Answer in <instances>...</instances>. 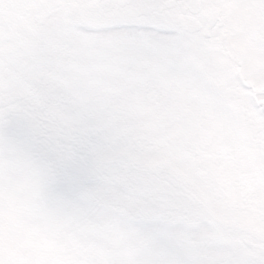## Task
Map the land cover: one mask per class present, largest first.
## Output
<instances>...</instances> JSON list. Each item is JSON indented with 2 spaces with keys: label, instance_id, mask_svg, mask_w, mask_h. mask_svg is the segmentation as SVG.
Masks as SVG:
<instances>
[{
  "label": "snow or ice",
  "instance_id": "1",
  "mask_svg": "<svg viewBox=\"0 0 264 264\" xmlns=\"http://www.w3.org/2000/svg\"><path fill=\"white\" fill-rule=\"evenodd\" d=\"M0 264H264V0H0Z\"/></svg>",
  "mask_w": 264,
  "mask_h": 264
}]
</instances>
